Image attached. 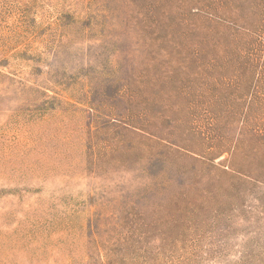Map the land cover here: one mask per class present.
Segmentation results:
<instances>
[{"label":"rangeland","instance_id":"1","mask_svg":"<svg viewBox=\"0 0 264 264\" xmlns=\"http://www.w3.org/2000/svg\"><path fill=\"white\" fill-rule=\"evenodd\" d=\"M0 264H264V0H0Z\"/></svg>","mask_w":264,"mask_h":264}]
</instances>
